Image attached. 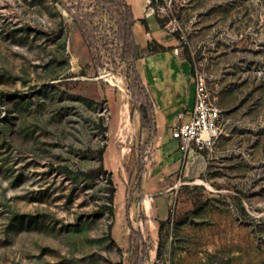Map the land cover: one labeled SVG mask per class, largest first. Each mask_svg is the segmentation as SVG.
<instances>
[{
  "label": "rangeland",
  "instance_id": "obj_1",
  "mask_svg": "<svg viewBox=\"0 0 264 264\" xmlns=\"http://www.w3.org/2000/svg\"><path fill=\"white\" fill-rule=\"evenodd\" d=\"M157 2L225 132L152 227L143 150L113 124L139 101L118 49L100 39L97 72L63 5L0 0V264H264V0ZM104 146L108 173L88 178L100 159L83 151Z\"/></svg>",
  "mask_w": 264,
  "mask_h": 264
},
{
  "label": "crops",
  "instance_id": "obj_2",
  "mask_svg": "<svg viewBox=\"0 0 264 264\" xmlns=\"http://www.w3.org/2000/svg\"><path fill=\"white\" fill-rule=\"evenodd\" d=\"M133 8L137 19L146 18L149 29L140 24L135 26L138 42L156 40L166 50L149 54L138 61L139 71L149 93V115L143 116L142 109L128 112V104L115 102L121 117L113 121L115 130L122 126L128 129L132 139L139 142L143 155L142 173L139 175L137 215L150 219L151 226L168 216L172 198L179 193L181 184L206 168L202 152L193 150L187 160L179 149V141L172 137V128L188 118L195 101L193 63L184 56L176 36L166 31L159 23L151 0H125ZM221 109V108H220ZM222 111V110H221ZM217 142V141H216ZM216 144V143H215Z\"/></svg>",
  "mask_w": 264,
  "mask_h": 264
},
{
  "label": "trees",
  "instance_id": "obj_3",
  "mask_svg": "<svg viewBox=\"0 0 264 264\" xmlns=\"http://www.w3.org/2000/svg\"><path fill=\"white\" fill-rule=\"evenodd\" d=\"M56 2L63 5L66 11L72 16L75 24L82 33V36L89 48L92 59L97 65V72H100L102 61L103 49L100 44V39L108 40L107 44H114L118 49V57L128 65V70L133 78L135 85V91L138 98V108L142 109L143 116L145 118L149 115V93L147 87L142 79L141 73L138 67V61L149 54H153L159 51L166 50V47L156 40L147 41L142 45L137 40L135 26L140 24L146 30L149 29L146 18L137 19L133 12V8L125 0H90V3L85 4L84 0H69L68 3L65 0H56ZM149 7L155 9L156 14L159 16V3L157 0H151ZM108 17L113 22L110 27L111 33H106L103 29L104 26H100L103 21L99 23L95 19ZM157 16L160 24H164L163 19ZM174 35H179L175 32ZM188 59L192 61L190 57ZM106 147H102L98 150L86 149L83 152L98 157L100 159V166L92 169L88 172H83L85 176L91 179L97 178L99 175L108 173L104 165V154ZM109 177L110 174H109ZM111 182L112 179H110ZM115 187L111 188V194L109 196L110 202L113 204L115 193ZM110 212L114 214L113 205L108 207ZM129 213V208L127 210ZM163 223V221H161ZM134 231V229H133Z\"/></svg>",
  "mask_w": 264,
  "mask_h": 264
},
{
  "label": "built area",
  "instance_id": "obj_4",
  "mask_svg": "<svg viewBox=\"0 0 264 264\" xmlns=\"http://www.w3.org/2000/svg\"><path fill=\"white\" fill-rule=\"evenodd\" d=\"M172 23L166 26L168 33L176 32L178 27ZM195 101L188 118L172 128V137L179 141V149L187 160L193 150L211 149L225 132L222 124V111L211 97L205 77L198 71L194 74Z\"/></svg>",
  "mask_w": 264,
  "mask_h": 264
}]
</instances>
